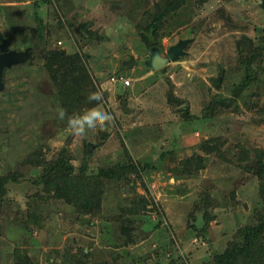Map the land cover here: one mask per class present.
<instances>
[{"label":"rangeland","instance_id":"obj_1","mask_svg":"<svg viewBox=\"0 0 264 264\" xmlns=\"http://www.w3.org/2000/svg\"><path fill=\"white\" fill-rule=\"evenodd\" d=\"M261 1L183 0L164 14L158 37L145 31V44L140 28L165 0H0V41L7 36L9 47L32 51L4 69L0 90V176H7L0 264H12L15 248L27 256L23 264H216L239 227L260 224L264 203L255 171L264 164L258 160L264 154V61L254 63L256 80L233 90L244 76L237 39L243 33L255 45L264 34ZM39 18L45 41L76 51L104 91L100 103L82 105L79 113L102 107L114 123L90 139L70 136L66 121L56 119ZM81 23L92 35L76 33ZM180 38H190L185 54L160 68L145 64L151 45L165 54ZM130 56L133 63L125 66ZM112 75L129 84L111 81ZM225 99L213 116L205 114L211 100ZM209 137L219 139L217 150L201 146ZM63 147L75 173L82 164L90 172L114 170L103 184L99 214H79L40 182L36 164ZM199 213L203 224L195 229L190 224Z\"/></svg>","mask_w":264,"mask_h":264},{"label":"trees","instance_id":"obj_2","mask_svg":"<svg viewBox=\"0 0 264 264\" xmlns=\"http://www.w3.org/2000/svg\"><path fill=\"white\" fill-rule=\"evenodd\" d=\"M182 2L183 0H165L163 7L162 5H158L155 8L154 14L150 16L143 30L141 29L142 26L141 28L139 27L141 39L145 44H149L148 35L145 34V31L149 30L152 36L158 37V28L165 20L164 14L174 9ZM260 5L264 11V0L261 1ZM220 15H222V12ZM38 23V30L40 31L39 37L43 39L44 44L43 67L46 69L55 86V95L58 100V105L66 109L67 113L71 115L79 113L82 105L89 107L100 103L101 101L89 103L86 99L90 92L99 90L93 84L94 82L91 80L87 69L81 64L77 52H67L62 47L50 46L51 44L44 39L42 19L39 18ZM80 30L84 31L86 35H92L93 33V30H90L86 23L78 24L76 33ZM257 38L258 41L255 45V38L248 37L246 34L241 33L240 37L237 39L239 62L244 66V76L241 78V81L235 85L233 90L235 94L244 90L256 80L258 66L264 61V34H257ZM254 63H258V66H254ZM168 96H171L179 103L178 105L182 104L180 98L178 99L171 94L169 95V93ZM222 101L223 100H218L215 102L211 100L205 114L213 116V111L217 103L223 106L227 104V99H225V102ZM251 103L253 106H256L258 100H254ZM182 112L185 113L186 111L182 110ZM219 145V139L215 137H209L208 141L206 139L201 143V146L207 151L213 149L217 150ZM64 149L65 147L60 149L54 157L47 159L43 163L39 162L36 164L42 166L39 176V180L41 179L40 182L42 181L48 192L50 191L55 197H61L66 203L72 205L79 214L84 216L99 214L101 211L99 197L102 193L101 190H104L103 184L105 183V179L111 176L114 170L105 166L97 168L95 172H90L88 165L82 164L80 170L75 173L73 171V165L64 156V154L69 152ZM58 154H63V156L59 159ZM263 155L260 154L258 156V160L261 162L264 160ZM127 164L130 163H123V165ZM127 167L129 168V166ZM131 170H135V167L129 171ZM255 172L259 176L260 199L262 203H264V164L261 169ZM5 178H7L6 175L0 176V198L6 192ZM207 211L208 210L204 208L203 216L205 220L208 219ZM190 225L197 229L194 223ZM126 228L127 230L130 229L128 226L121 227L122 231H125ZM262 232L264 233V216L261 217L260 224H247L241 226V228L239 227L235 232L234 239L229 243L230 246L215 256L216 264H250L251 259L254 258L256 260H264V251L262 249V246L264 247V238L261 239L260 237ZM124 233L126 234L127 231ZM19 252L18 249H14L12 264H23V259H26L27 256ZM83 253L84 256L88 255L84 251Z\"/></svg>","mask_w":264,"mask_h":264},{"label":"water","instance_id":"obj_3","mask_svg":"<svg viewBox=\"0 0 264 264\" xmlns=\"http://www.w3.org/2000/svg\"><path fill=\"white\" fill-rule=\"evenodd\" d=\"M190 41V38H180L177 42L170 44L165 52L162 54L160 49L156 45H151L148 49V59H146L145 64L151 69H156L164 66L166 63L172 60H176L180 55L186 53L184 50L185 45ZM10 38L7 36H2L0 41V90L4 89L5 82L3 80V71L14 64L23 62L31 56L32 51L30 47H25L23 49H16L9 47ZM133 63V56H130L128 60H125L123 64L125 66H130ZM217 78L214 82H218ZM89 145V144H88ZM90 149V147L88 146ZM253 165L257 164L256 161L252 162ZM261 167V164H257ZM196 227H201L203 224V218L201 213L196 216L193 221Z\"/></svg>","mask_w":264,"mask_h":264},{"label":"clouds","instance_id":"obj_4","mask_svg":"<svg viewBox=\"0 0 264 264\" xmlns=\"http://www.w3.org/2000/svg\"><path fill=\"white\" fill-rule=\"evenodd\" d=\"M86 99L89 103L100 102L104 99V91L90 92ZM56 119L66 121L70 136L85 140L90 139V133L107 130L114 123L115 118L111 112L102 107L93 106L82 113L69 115L66 109L58 106Z\"/></svg>","mask_w":264,"mask_h":264},{"label":"built area","instance_id":"obj_5","mask_svg":"<svg viewBox=\"0 0 264 264\" xmlns=\"http://www.w3.org/2000/svg\"><path fill=\"white\" fill-rule=\"evenodd\" d=\"M110 79H111V81L119 80V81L122 82L123 85L129 84V79L128 78H124L122 76L112 75V76H110Z\"/></svg>","mask_w":264,"mask_h":264}]
</instances>
